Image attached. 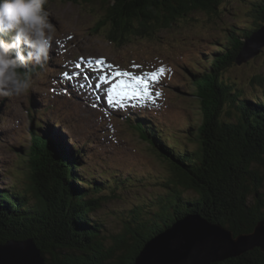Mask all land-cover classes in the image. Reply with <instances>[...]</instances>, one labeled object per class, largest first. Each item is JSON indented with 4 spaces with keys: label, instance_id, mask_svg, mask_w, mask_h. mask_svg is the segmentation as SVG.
<instances>
[{
    "label": "trees",
    "instance_id": "trees-1",
    "mask_svg": "<svg viewBox=\"0 0 264 264\" xmlns=\"http://www.w3.org/2000/svg\"><path fill=\"white\" fill-rule=\"evenodd\" d=\"M98 2L102 16L97 26L117 45L152 38L157 30L172 28L185 13L198 10L217 16L221 12L217 6L222 4V0ZM248 5L257 15L254 27L240 34L228 29L217 55L199 76L192 77V96L200 111L193 134L195 147L189 149L184 138L170 141L148 126H130L169 173L162 181L164 192L152 202L147 216L132 210L122 234L106 248L103 224L90 217L100 199L90 195L93 182L76 173L82 149L69 152L55 136L45 139L32 131L24 155L28 184L0 191V244L32 239L48 264H133L148 240L188 214L198 213L234 237L251 233L264 220L260 193L264 186L260 170L264 167V95L245 94L226 76L238 66L236 57L244 39L264 25V0ZM249 83L261 87L263 78L253 75ZM40 112L35 113L41 116ZM215 264H264V253L254 249Z\"/></svg>",
    "mask_w": 264,
    "mask_h": 264
},
{
    "label": "rangeland",
    "instance_id": "rangeland-1",
    "mask_svg": "<svg viewBox=\"0 0 264 264\" xmlns=\"http://www.w3.org/2000/svg\"><path fill=\"white\" fill-rule=\"evenodd\" d=\"M249 1L255 0H222L217 16L198 10L185 13L172 28L159 29L152 38L117 45L97 26L102 16L98 0H47L49 21L55 27L48 66L42 75L33 77L27 94L0 97V191L28 184L24 155L32 131L45 139L55 136L61 145L70 147L65 145L69 152L82 149L76 173L93 182L90 195L100 201L90 217L103 224L105 247L112 245L113 237L122 234L125 221L131 220L132 210L143 216L150 213L149 207L164 192L162 181L169 174L166 164L130 126L142 122L170 141L184 138L189 149L195 147L193 134L200 111L192 96V77L199 76L217 55L228 29L240 34L254 27L257 15ZM98 61L103 63L96 64ZM246 63L235 65L226 76L245 94L264 95V47ZM111 69L129 74L121 79L112 74L114 83L140 78L150 84L139 85L135 98L109 104V90L105 89L110 83L101 82L100 75L113 73ZM158 72L161 74L155 80L150 78ZM257 74L263 78L261 87L249 83ZM90 90L96 96H91ZM96 97L103 103L96 102ZM45 105L48 110H43ZM38 109L41 121L35 113ZM260 168L264 180V167ZM260 193L264 195V186ZM253 200L250 197V202ZM188 215L205 219L198 213Z\"/></svg>",
    "mask_w": 264,
    "mask_h": 264
},
{
    "label": "water",
    "instance_id": "water-1",
    "mask_svg": "<svg viewBox=\"0 0 264 264\" xmlns=\"http://www.w3.org/2000/svg\"><path fill=\"white\" fill-rule=\"evenodd\" d=\"M264 47V25L251 33L236 57L242 65ZM251 234L233 233L198 215L176 220L148 240L133 264H212L259 248L264 252V221ZM0 264H48L31 240L0 244ZM60 264V263H56Z\"/></svg>",
    "mask_w": 264,
    "mask_h": 264
},
{
    "label": "clouds",
    "instance_id": "clouds-1",
    "mask_svg": "<svg viewBox=\"0 0 264 264\" xmlns=\"http://www.w3.org/2000/svg\"><path fill=\"white\" fill-rule=\"evenodd\" d=\"M46 3L0 0V97L27 94L48 66L55 27Z\"/></svg>",
    "mask_w": 264,
    "mask_h": 264
},
{
    "label": "snow or ice",
    "instance_id": "snow-or-ice-1",
    "mask_svg": "<svg viewBox=\"0 0 264 264\" xmlns=\"http://www.w3.org/2000/svg\"><path fill=\"white\" fill-rule=\"evenodd\" d=\"M97 63L102 64L103 61H98ZM161 73H153L151 74V79L155 80L156 77L158 75H160ZM128 73H115L116 77H120V76H128ZM136 81V85H143L144 82L140 79V78H134ZM101 82L103 83H107V79L104 76L100 77ZM131 89V90H129ZM144 95H147V90L145 89ZM138 95L137 91L135 90V86L133 85H129L126 81L124 80H120L119 83H113L112 87L109 89L108 92V102L109 104L111 103H116V104H120L122 100L125 99H132L135 98Z\"/></svg>",
    "mask_w": 264,
    "mask_h": 264
},
{
    "label": "bare ground",
    "instance_id": "bare-ground-1",
    "mask_svg": "<svg viewBox=\"0 0 264 264\" xmlns=\"http://www.w3.org/2000/svg\"><path fill=\"white\" fill-rule=\"evenodd\" d=\"M102 75H105V74H102ZM100 77H101V75H100ZM105 78H109L107 75L105 76ZM111 82H114L115 80H116V78H114V77H111ZM118 80V79H117ZM172 82V81H171ZM117 83H119V82H117ZM128 84L129 85H133V86H135V89L136 90H139V88L138 87H140L141 88V86H139V85H136V81H135V79L133 78V79H131L129 82H128ZM112 87V85H111V83L108 85V87ZM108 87H106V89L105 90H109L110 88H108ZM101 88V87H100ZM91 91V90H90ZM102 91H104V90H102ZM91 96H96V94L95 93H93L92 91H91ZM98 95V94H97ZM92 101V100H91ZM97 101H99V102H102V100H101V97H96V102ZM103 103V102H102ZM45 107H46V105H45ZM47 107H49V106H47ZM37 114V113H36ZM38 115V114H37ZM39 116V115H38ZM147 116H148V114H147ZM40 118H41V116H39ZM38 121H41V120H38ZM141 125L143 126V124H142V122H141ZM144 127V126H143ZM169 138V137H168Z\"/></svg>",
    "mask_w": 264,
    "mask_h": 264
}]
</instances>
